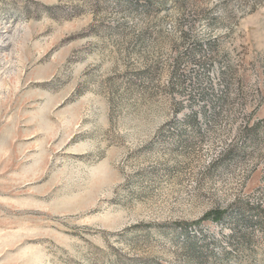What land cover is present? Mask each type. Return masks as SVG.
<instances>
[{
  "label": "rangeland",
  "instance_id": "1",
  "mask_svg": "<svg viewBox=\"0 0 264 264\" xmlns=\"http://www.w3.org/2000/svg\"><path fill=\"white\" fill-rule=\"evenodd\" d=\"M260 211L264 0H0V264H264Z\"/></svg>",
  "mask_w": 264,
  "mask_h": 264
},
{
  "label": "trees",
  "instance_id": "2",
  "mask_svg": "<svg viewBox=\"0 0 264 264\" xmlns=\"http://www.w3.org/2000/svg\"><path fill=\"white\" fill-rule=\"evenodd\" d=\"M192 120V121H196L197 119H196V117H195V115H192V116H190V117H188L186 120ZM260 213V216L262 217V218H264V213H263V211H260L259 212ZM218 216H216V221L217 222H219L223 217V213H219V214H217Z\"/></svg>",
  "mask_w": 264,
  "mask_h": 264
}]
</instances>
